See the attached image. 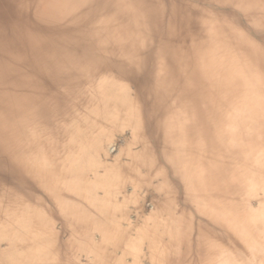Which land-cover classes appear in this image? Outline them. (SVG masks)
Instances as JSON below:
<instances>
[{
    "label": "bare ground",
    "instance_id": "6f19581e",
    "mask_svg": "<svg viewBox=\"0 0 264 264\" xmlns=\"http://www.w3.org/2000/svg\"><path fill=\"white\" fill-rule=\"evenodd\" d=\"M144 244L264 264V0H0V264Z\"/></svg>",
    "mask_w": 264,
    "mask_h": 264
},
{
    "label": "rangeland",
    "instance_id": "374dc122",
    "mask_svg": "<svg viewBox=\"0 0 264 264\" xmlns=\"http://www.w3.org/2000/svg\"><path fill=\"white\" fill-rule=\"evenodd\" d=\"M149 199L147 200L146 199V203H145V205H146V210L149 212L150 211V207H149ZM148 206V207H147ZM131 207V213L134 215V214H136V208H134V206L133 205H131L130 206ZM147 247H146V244H144V248H143V253H142V256H141V258H140V264H155L154 262H153V260H151L150 258H149V254H148V251H147V249H146ZM128 260L129 261H132L133 260V257H132V255H130L129 257H128Z\"/></svg>",
    "mask_w": 264,
    "mask_h": 264
}]
</instances>
